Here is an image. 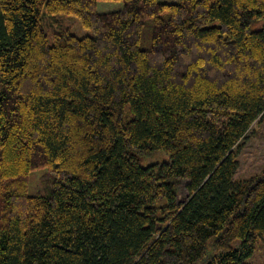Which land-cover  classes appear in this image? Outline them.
Segmentation results:
<instances>
[{
  "label": "trees",
  "instance_id": "16d2710c",
  "mask_svg": "<svg viewBox=\"0 0 264 264\" xmlns=\"http://www.w3.org/2000/svg\"><path fill=\"white\" fill-rule=\"evenodd\" d=\"M99 1L0 0V264H251L264 0Z\"/></svg>",
  "mask_w": 264,
  "mask_h": 264
},
{
  "label": "rangeland",
  "instance_id": "374dc122",
  "mask_svg": "<svg viewBox=\"0 0 264 264\" xmlns=\"http://www.w3.org/2000/svg\"><path fill=\"white\" fill-rule=\"evenodd\" d=\"M172 2L175 0H161ZM124 3L122 1L115 0H101L98 2V10L106 12L113 11L123 8ZM59 22H62V26L69 28L73 33L84 36L92 34V30L86 28L82 25L81 20L74 16H61L58 17ZM155 156V155H154ZM145 158L143 164H149L155 161H160L157 159H163L164 155L157 154L155 157ZM165 158H168V156ZM240 166L237 173V177L247 176L249 174L255 173L262 169L264 166V118L260 121H256L249 133L242 141V146L240 148ZM46 172V168H39L32 172L29 184V193H42L43 184L41 177ZM237 242V241H235ZM251 264H264V243L260 240L257 241L255 251L253 256L248 260Z\"/></svg>",
  "mask_w": 264,
  "mask_h": 264
}]
</instances>
